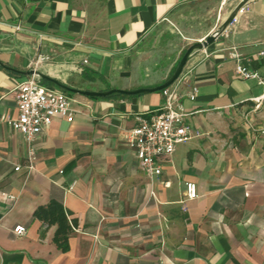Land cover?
Masks as SVG:
<instances>
[{
  "label": "crops",
  "instance_id": "0c3cea01",
  "mask_svg": "<svg viewBox=\"0 0 264 264\" xmlns=\"http://www.w3.org/2000/svg\"><path fill=\"white\" fill-rule=\"evenodd\" d=\"M240 1L0 0V264H264L263 88L235 72L239 58L264 67V0H249L189 58L175 107L191 137L159 175L142 169L126 134L164 105L163 90L90 97L40 79L77 111L37 138L32 173L10 124L16 85L31 69L79 90L156 87ZM52 200L72 226L67 251L54 241L57 225L34 217Z\"/></svg>",
  "mask_w": 264,
  "mask_h": 264
},
{
  "label": "built area",
  "instance_id": "2783aa9c",
  "mask_svg": "<svg viewBox=\"0 0 264 264\" xmlns=\"http://www.w3.org/2000/svg\"><path fill=\"white\" fill-rule=\"evenodd\" d=\"M233 17L230 24L239 21V13ZM264 55V51L260 53ZM239 62L235 72L244 79H253L263 88V93L256 101L264 103V67L262 70L252 69ZM88 61H84L87 64ZM179 79V78H178ZM177 79V80H178ZM176 80V81H177ZM176 81L163 89L165 103L154 110L150 115H138L137 124L126 134V140L135 150L142 169L150 176L159 175L162 172L161 161L170 157L178 144L186 142L191 137V131L185 125L187 113L176 109L175 103L179 98ZM196 91V89H195ZM18 116L10 121L11 126L20 132L26 142V168L28 173L35 169L37 152L34 143L43 132L48 129L58 116L67 120L74 119L76 109L71 105L72 99L63 90L50 85H45L40 78L31 75L19 81L15 88ZM21 169V165L15 167ZM76 181L70 186L75 189ZM186 196L194 199L198 196L196 183L186 182ZM15 199L14 196H9ZM14 232L19 235L26 233V227L17 225Z\"/></svg>",
  "mask_w": 264,
  "mask_h": 264
},
{
  "label": "water",
  "instance_id": "95a60500",
  "mask_svg": "<svg viewBox=\"0 0 264 264\" xmlns=\"http://www.w3.org/2000/svg\"><path fill=\"white\" fill-rule=\"evenodd\" d=\"M249 0H242L240 3L235 7V9L231 12L229 17L220 25V27L212 34H210L204 41L201 42H196L192 45H190L185 53L183 54L182 58L180 59L175 71L173 74L169 77V79L164 82L161 85H158L156 87L152 88H138L134 90H124V89H110L106 91H89V90H79L75 88L68 87L64 84H62L59 80L52 78L46 74L41 73L40 71H36L31 69L28 71V74L30 75H35L39 77L40 79L48 80L50 82L55 83L57 86H59L62 89H65L68 92L72 93H78L82 94L85 96H90V97H105L108 95H111L113 93H119L123 95H134V94H139V93H149V92H155L159 90H163L167 87H169L171 84H173L182 74L189 58L198 52L199 50L203 49L207 45L213 43L230 25L233 17L237 14V12L248 2Z\"/></svg>",
  "mask_w": 264,
  "mask_h": 264
},
{
  "label": "trees",
  "instance_id": "16d2710c",
  "mask_svg": "<svg viewBox=\"0 0 264 264\" xmlns=\"http://www.w3.org/2000/svg\"><path fill=\"white\" fill-rule=\"evenodd\" d=\"M34 217L49 225H57L54 241L60 249L67 251L69 248L68 238L72 231V226L63 204L52 200L48 205L39 207L35 211Z\"/></svg>",
  "mask_w": 264,
  "mask_h": 264
}]
</instances>
